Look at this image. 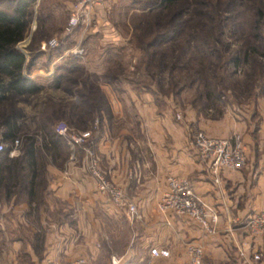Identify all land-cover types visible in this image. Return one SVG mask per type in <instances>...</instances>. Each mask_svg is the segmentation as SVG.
<instances>
[{
  "label": "crops",
  "instance_id": "1",
  "mask_svg": "<svg viewBox=\"0 0 264 264\" xmlns=\"http://www.w3.org/2000/svg\"><path fill=\"white\" fill-rule=\"evenodd\" d=\"M97 38L105 51L125 43L123 35L108 25ZM35 74L45 76L40 71ZM48 77L52 79L50 73ZM102 89L112 117L103 121L96 141L100 167L136 205V215L129 217L108 197L89 190L97 187L96 180L73 151L60 164L51 158L27 160L20 159L23 144L11 154L12 143L7 157L0 158V264H45L49 258L79 257L86 264H182L188 243L202 247V264H248L256 251L264 264V234L252 235L245 226L247 217L264 206V99L258 98L253 110L239 116L227 111L219 119H210L187 110L179 120L171 109L157 111L150 93L137 95L128 88L124 100L110 84H102ZM124 101L137 110H128ZM136 119L142 141L134 138ZM194 130L216 137L237 135L246 165L237 171H220L215 182L189 144ZM18 164H31V170L17 173L13 167ZM169 175L188 179L201 200L217 212L215 234L204 233L185 215L158 210ZM95 210L105 220L95 218ZM121 224L126 230L123 239ZM153 248L168 255L153 256Z\"/></svg>",
  "mask_w": 264,
  "mask_h": 264
},
{
  "label": "trees",
  "instance_id": "2",
  "mask_svg": "<svg viewBox=\"0 0 264 264\" xmlns=\"http://www.w3.org/2000/svg\"><path fill=\"white\" fill-rule=\"evenodd\" d=\"M245 1L193 0L192 4L189 0L150 1L145 11L131 19L133 47L142 53L146 72L154 77L165 72L170 77L173 72L195 76L205 90L198 93L195 106L196 102H205L206 108L218 107V101L226 97L224 92L228 89L240 90L247 97L253 92L255 96H263L264 12L259 7L251 8ZM4 2L12 4L10 11L2 7ZM33 3L34 0H0V105L25 102L46 87L31 78V60L28 61L26 54L17 47L29 31ZM244 12L247 15H242ZM244 16L245 20L242 19ZM242 28L249 29V42L245 39L246 45L229 53L230 43L225 39L227 30L231 37H239ZM108 53L112 57H109L102 75L86 71L79 65L77 57L66 58L57 67L58 73L49 87L62 89L68 96L61 100L50 99L44 111L32 116L31 121L21 108L0 109L3 139L11 143L22 140L24 154L20 159L51 158L58 164L67 159L72 150L67 138L56 131L59 120L83 131L95 124L93 138L97 141L103 130V121L112 117L102 84H110L119 90L120 74L124 70L123 52L115 53L111 49ZM212 56L216 57L217 64L211 67L206 64L211 63ZM246 64L249 67L239 82L237 70ZM65 83L70 86L64 87ZM7 150L0 154V158L7 157ZM18 165L13 167L17 173L28 168L31 170V164L28 167Z\"/></svg>",
  "mask_w": 264,
  "mask_h": 264
},
{
  "label": "rangeland",
  "instance_id": "3",
  "mask_svg": "<svg viewBox=\"0 0 264 264\" xmlns=\"http://www.w3.org/2000/svg\"><path fill=\"white\" fill-rule=\"evenodd\" d=\"M150 1L152 0H105L102 6L91 11L89 19H86V21L68 31L69 20L78 0H34L33 19L29 31L26 38L21 41L17 47L26 54L28 61L31 60V78L33 77V79L43 83L46 87L45 90L40 92L37 96L30 97L25 102H18L16 104L5 102L3 105H0V109L10 110L13 107L21 108L28 120L31 121L30 118L32 116L38 115L44 111L45 104L48 103L50 99L61 100L68 96V94L62 89L56 90L49 87L54 75H57L58 73L57 67L60 64H63L66 58L69 56L77 57L80 60L79 65L84 66L86 71L102 75L106 71L105 67H107L109 57H112V55H109L108 53L111 49L114 50L115 53L122 51L124 56V70L120 74L121 82L118 86L119 90H117L121 97L124 99L128 88L134 90L137 95L143 92L150 93L157 111L160 112L166 109H171L176 119L179 120L183 119L187 110L196 111V113L202 117L210 119H219L227 111H231L233 115L239 116L246 110H253L258 98L264 99V95L255 96V92H253V95L247 97L245 94H241L240 90L228 89L224 92L226 97H223L218 101L219 108H215L214 106L206 108L204 106L205 102H203V104L201 102H196L195 106V101L199 95L198 93L205 91L202 85L198 83V79H195V76L188 77L186 72H173L171 77L166 72L161 76L155 77L148 74L142 60V53L133 47L134 43L131 34L133 27L131 25V19L135 14L137 15L142 11H145L147 9L146 6L150 5ZM189 1L191 4L193 3V0ZM245 3L249 4V6L254 9L259 7L263 9L264 12V0H246ZM2 7L10 11L12 9V4L10 2H4ZM246 13L247 12H244L242 15H247ZM100 18H105L106 21H99ZM242 19L245 20V16ZM106 25H108L109 29L120 32L123 35L125 38V43L123 45L109 47L106 51L105 49H100V43L98 44L97 41L99 40L97 37L102 35ZM228 30L225 39L230 43L229 53H234L242 45H246L245 39L247 43L249 42V39L247 38V34L249 33L248 28H242L239 32V34H241L239 37L237 35L231 37V32ZM243 36L244 38L241 39L240 37ZM52 38H57L59 40V46L56 47L55 50H42V42L48 41ZM78 46L84 49L82 55L76 56L70 53L67 55L64 54L67 48L73 50ZM216 61V57L212 56L211 63L206 65H211L212 67L217 64ZM248 67L249 65L246 64L240 66L237 70L236 79L239 80V82L244 78L245 69ZM39 71L43 72L45 76H38L35 74ZM49 73L52 75V79H50L51 76L48 77ZM173 82L177 83V85H173ZM63 86L69 87L70 84L65 83ZM256 92L258 94V90ZM202 98L204 100L205 96L203 95ZM124 106L132 112L137 110V108L130 105L128 101H124ZM218 109L221 111L218 112ZM134 121L135 122L132 126L134 127L135 125L133 132L134 138L137 141H142L144 139V134L138 130L139 128L137 127L140 121L138 119ZM97 122L96 124H98ZM60 123L67 124L65 120H59L56 127ZM31 124L32 128H34L35 124L33 122ZM92 126L87 130H92L91 140L93 143L91 145L96 155L99 156L96 151L97 142L93 138L96 125L94 124V126ZM73 129L75 132L83 131L75 128ZM0 136L3 139V132L1 129ZM3 141L8 147L12 144L10 141H5L4 139ZM20 142L22 144V140ZM71 148L74 153L73 156L82 160V163L84 164L83 166L87 170L86 172L89 177H92L88 168L85 151L80 146H71ZM92 189L97 190V187L95 188L92 186L89 190ZM94 214L97 216L95 218H102L101 220H105L104 216L100 214L99 211L95 210ZM121 228L120 234L121 239H123L126 236V230L123 227V224H121ZM131 264L142 263L133 261Z\"/></svg>",
  "mask_w": 264,
  "mask_h": 264
},
{
  "label": "built area",
  "instance_id": "4",
  "mask_svg": "<svg viewBox=\"0 0 264 264\" xmlns=\"http://www.w3.org/2000/svg\"><path fill=\"white\" fill-rule=\"evenodd\" d=\"M104 2L105 0H78L67 30L70 31L89 19L91 11L102 6ZM59 44L57 38H52L42 42L41 49L56 48ZM68 53L80 56L84 53V49L78 46L73 50H68ZM56 131L66 137L71 146H80L85 151L89 171L96 180L97 191L108 197L116 206L123 208L129 217H134L137 213L136 205L128 199L123 188L108 178L101 170L99 158L91 145L93 143L91 140L92 130L75 132L66 123H60L57 125ZM13 144L15 148L11 151L12 155L20 147L21 142L15 140ZM189 144L205 162L215 182H219L220 171H237L246 165L247 156L237 135L232 138L216 137L210 136L202 130H194L189 135ZM7 147L0 136V154L6 151ZM167 184V190L158 201V210L162 213L170 211L177 215H185L195 221L204 233L215 234L217 232L218 214L212 206L201 200L192 183L186 178L169 175ZM245 226L252 235L264 234V206L247 217ZM239 252L243 257V252ZM150 254L167 256L168 252L166 250L157 251L153 248L150 250ZM186 255L187 257L182 264H202L203 249L199 244L188 243ZM45 264H86V260L83 257L71 260L49 258ZM143 264L150 263L145 262ZM248 264H262L261 252H252Z\"/></svg>",
  "mask_w": 264,
  "mask_h": 264
}]
</instances>
